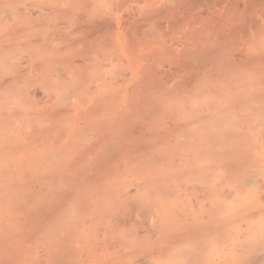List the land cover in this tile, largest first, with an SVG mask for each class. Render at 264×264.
I'll list each match as a JSON object with an SVG mask.
<instances>
[{"label": "rangeland", "instance_id": "rangeland-1", "mask_svg": "<svg viewBox=\"0 0 264 264\" xmlns=\"http://www.w3.org/2000/svg\"><path fill=\"white\" fill-rule=\"evenodd\" d=\"M0 264H264V0H0Z\"/></svg>", "mask_w": 264, "mask_h": 264}, {"label": "bare ground", "instance_id": "bare-ground-1", "mask_svg": "<svg viewBox=\"0 0 264 264\" xmlns=\"http://www.w3.org/2000/svg\"><path fill=\"white\" fill-rule=\"evenodd\" d=\"M228 193H230V192L228 191Z\"/></svg>", "mask_w": 264, "mask_h": 264}]
</instances>
